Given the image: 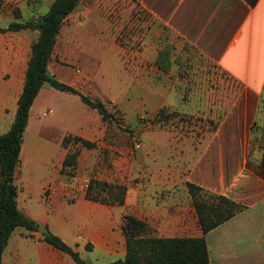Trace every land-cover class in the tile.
<instances>
[{"label":"crops","instance_id":"crops-1","mask_svg":"<svg viewBox=\"0 0 264 264\" xmlns=\"http://www.w3.org/2000/svg\"><path fill=\"white\" fill-rule=\"evenodd\" d=\"M1 1L21 9L20 2L28 0ZM125 4L137 6L131 16L139 36L135 44L149 51L148 73L172 82H214L213 87L186 93L173 83L164 92L138 90L132 95L137 99L134 106L122 107L115 98L101 101L87 90L92 79L49 64L48 72L58 82L104 106L111 102L125 119L128 111L132 117L136 111L146 113L154 125L145 127L143 139L128 148L122 139L106 136L108 125L78 96L45 84L30 108L23 135L15 176L19 211L39 229L43 225L59 237L86 263L110 264L126 256L122 226L127 216L146 225L148 238L202 237L189 183L240 207L204 236L209 264H264V179L258 174L264 150V0L253 7L244 0H104L103 7L110 18L125 21L130 17ZM121 7L122 12L114 11ZM15 10L18 21H26L22 11ZM4 35L11 42L5 52L0 49V135L13 122L38 32ZM30 36L32 44L24 40ZM136 71L145 73L141 68ZM122 99L128 102L124 91ZM161 110L169 117L157 122ZM44 131L57 137V154L45 170L21 174V165L26 164L24 140L27 136L40 140ZM73 138L94 146L86 148ZM66 139L68 146L61 152ZM72 154H77L75 166L62 172L65 158ZM98 162L103 169L98 170ZM80 169L91 173L90 180L124 186V203L86 199L84 178L69 175ZM39 229L32 233L15 229L2 263L76 264L45 243Z\"/></svg>","mask_w":264,"mask_h":264},{"label":"trees","instance_id":"trees-1","mask_svg":"<svg viewBox=\"0 0 264 264\" xmlns=\"http://www.w3.org/2000/svg\"><path fill=\"white\" fill-rule=\"evenodd\" d=\"M81 0H53L47 13L36 20H20L19 12L14 10L15 21L5 27L0 26V34L24 30L38 32L37 40L31 45L30 56L24 77L22 93L17 101V109L9 130L0 135V264L8 240L17 228L32 233L39 226L25 217L18 209V189L15 176L20 164V151L23 135L28 124L30 108L41 88L48 84L51 88L78 96L83 104L94 109L102 122L112 123L114 115L98 100H92L80 94L74 88L58 82L50 76L48 66L52 59L57 38L65 20L77 8ZM251 7L259 0H244ZM169 115L161 110L155 120L163 121ZM86 148L94 145L79 138H73ZM77 154L68 155L62 172L75 166ZM258 174L264 179V150ZM192 198L198 224L202 231L200 238L156 239L146 237V225L132 216H127L122 226L126 240L124 260L110 264H209L207 245L204 236L233 217L240 209L234 202L193 185L186 184ZM126 188L98 181H90L86 199L106 204L124 203ZM43 240L54 249L68 255L76 264H88L79 254L67 246L59 237L49 233ZM90 249V246H86Z\"/></svg>","mask_w":264,"mask_h":264},{"label":"rangeland","instance_id":"rangeland-1","mask_svg":"<svg viewBox=\"0 0 264 264\" xmlns=\"http://www.w3.org/2000/svg\"><path fill=\"white\" fill-rule=\"evenodd\" d=\"M52 1L28 0L27 2H20L22 4L20 9L13 2L0 0V25L5 27L14 18V11L12 10L15 9L22 11L25 20H36L38 16L47 13ZM23 5H27L28 9H26V6L23 7ZM103 6L104 0L80 1L77 8L69 15L61 28L49 63L52 67L61 65L78 77L92 79L93 88L87 87V90L96 94L101 101H105V99L110 97L115 98L122 103V107L134 106L137 99L132 95L138 90L146 92L149 89L156 88L164 92L173 83H175L177 91L186 93L192 89L197 90L201 86L205 88L213 87L214 82H172L155 78L151 73H148L150 69L147 59L149 58V51L138 49L135 44L139 36L134 25H132L131 16L133 9L137 6L132 8L130 4L123 6L125 10L130 7L127 11L130 17L125 19V21H122L121 17L112 19L110 18L111 15L107 16ZM33 11H36L37 15H31ZM114 11L122 12V7ZM121 25H124V27H121ZM30 34L33 35V32H30ZM24 40L31 44L34 42V38L31 36L25 37ZM10 42L11 38L8 35H0V49H3L4 52L5 49H8ZM4 67L2 65L1 68L4 69ZM137 68L144 69L145 73H136ZM123 91L128 102H123ZM93 100L95 99L93 98ZM105 107L113 112L115 120L110 124L106 123L108 125L106 136L110 140L122 139L128 148H132L135 142L143 139L145 127L154 125L152 123L154 118L146 113L136 111L134 117H132L128 111L125 119L111 102L107 101ZM182 120L188 121V118L184 117ZM156 125L159 126V124ZM160 127L163 128L162 126ZM54 135L51 132L44 131V135L40 137V140H36L33 137L30 139L27 136L28 139L24 140L26 164H24L25 166L21 165V174L29 171L40 172L46 169L45 166L49 163V160L59 150L56 144L57 137ZM67 146L66 139L60 151L62 152L63 147L65 149ZM97 167L99 168L98 170H101L104 168V164L101 166V162H98ZM83 171L78 172L79 174L72 172L69 175L70 177L71 175L74 177L80 175V178L83 177L90 180L91 173L86 174L84 171L85 175H82ZM34 199H38L37 193Z\"/></svg>","mask_w":264,"mask_h":264},{"label":"built area","instance_id":"built-area-1","mask_svg":"<svg viewBox=\"0 0 264 264\" xmlns=\"http://www.w3.org/2000/svg\"><path fill=\"white\" fill-rule=\"evenodd\" d=\"M135 148L138 149V148H139V145L136 144ZM89 183H90V180H88V179H84V180L82 181V186H83V188H88Z\"/></svg>","mask_w":264,"mask_h":264},{"label":"water","instance_id":"water-1","mask_svg":"<svg viewBox=\"0 0 264 264\" xmlns=\"http://www.w3.org/2000/svg\"><path fill=\"white\" fill-rule=\"evenodd\" d=\"M39 233L43 235L49 234L48 230L43 225H40Z\"/></svg>","mask_w":264,"mask_h":264}]
</instances>
